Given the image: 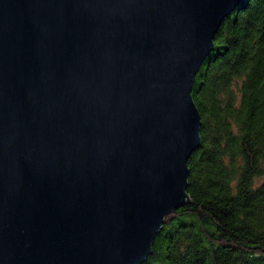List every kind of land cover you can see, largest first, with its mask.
<instances>
[{
  "label": "water",
  "instance_id": "1",
  "mask_svg": "<svg viewBox=\"0 0 264 264\" xmlns=\"http://www.w3.org/2000/svg\"><path fill=\"white\" fill-rule=\"evenodd\" d=\"M243 0H0V264H142L190 201L195 76Z\"/></svg>",
  "mask_w": 264,
  "mask_h": 264
},
{
  "label": "trees",
  "instance_id": "2",
  "mask_svg": "<svg viewBox=\"0 0 264 264\" xmlns=\"http://www.w3.org/2000/svg\"><path fill=\"white\" fill-rule=\"evenodd\" d=\"M192 97L201 145L187 160L190 201L142 264H264V0L222 22Z\"/></svg>",
  "mask_w": 264,
  "mask_h": 264
}]
</instances>
